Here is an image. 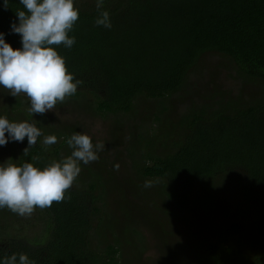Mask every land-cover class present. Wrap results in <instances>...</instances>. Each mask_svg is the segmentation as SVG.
<instances>
[{"label":"trees","instance_id":"1","mask_svg":"<svg viewBox=\"0 0 264 264\" xmlns=\"http://www.w3.org/2000/svg\"><path fill=\"white\" fill-rule=\"evenodd\" d=\"M4 2L0 33L20 49L11 25H18L23 6ZM74 7L79 18L69 37L75 44L53 46L73 82L81 81L65 101L110 120V139L97 161L80 162L64 200L37 208V236L21 234L22 217L0 209V264L12 253L17 264L21 253L34 264L144 262V235L124 227L115 232L114 219L152 231L168 254L164 264H264V0H103L100 11L109 13L111 29L95 25L96 0H74ZM214 58L235 67L242 79L238 94L213 90L207 102L187 98L176 111L173 102L191 94V74ZM23 96L13 97L0 116L27 121ZM43 116L46 127L30 115L43 133L37 144L29 147L25 137L0 146V164L11 158L17 166L43 169L71 155L70 131H82ZM48 135L57 143L45 145ZM227 182L236 186L237 218L215 226L207 220L221 210L214 198ZM170 233L179 242L167 238Z\"/></svg>","mask_w":264,"mask_h":264},{"label":"clouds","instance_id":"2","mask_svg":"<svg viewBox=\"0 0 264 264\" xmlns=\"http://www.w3.org/2000/svg\"><path fill=\"white\" fill-rule=\"evenodd\" d=\"M20 4L24 10L16 11L19 23L12 24L11 31L20 35L22 48L13 49L5 42L4 33H0V86L10 90L13 97L23 93L30 102L31 115L44 114L74 95L81 83L73 82L65 59L53 47L63 45L70 49L75 44V37L70 38L69 32L79 18V9L74 7V0H20ZM7 5L5 0L4 6ZM96 8L99 15L95 25L111 29L109 13L100 11L103 0H96ZM36 125L34 120L10 122L6 116H0V146L10 141L23 142L25 137L29 147L36 145L43 135ZM66 142L72 149L71 155L59 162L52 161L43 169L27 162L17 166L11 158L0 164V209L25 217L37 208L43 210L64 200L65 192L81 172L80 162L87 165L97 161V152L104 148L103 144L94 146L88 135L78 132ZM43 143L53 145L57 137L45 136ZM145 186L151 185L146 182ZM3 264H17V254L5 255ZM18 264L34 262L21 253Z\"/></svg>","mask_w":264,"mask_h":264},{"label":"rangeland","instance_id":"3","mask_svg":"<svg viewBox=\"0 0 264 264\" xmlns=\"http://www.w3.org/2000/svg\"><path fill=\"white\" fill-rule=\"evenodd\" d=\"M80 0H77V2ZM209 63L204 65L202 68L199 67L196 71H194L190 76V83L189 88L191 94L189 96H182V99L178 102H173L175 107L177 106L176 111H183L185 105H188L189 102L185 101V99H194L192 102L196 103H205L208 98V93L211 91H217L220 93L221 90L231 91L232 94H238V89L240 84L242 83V79L237 75L235 67L232 65L231 62L227 61L226 59H209ZM248 92L253 88L252 83L248 82ZM255 89V88H254ZM258 92L257 89L253 93ZM252 93V94H253ZM24 95V94H23ZM23 97H26L25 95ZM13 96L11 95V91L4 89L0 86V111L10 105ZM23 101L26 102L24 99ZM203 101V102H202ZM30 107V102L27 104ZM25 113L27 114L26 120L28 122H32L33 118L31 119L29 112V108H25ZM43 115L51 116L55 118V124L63 125L67 128L69 126H76L77 131H82L83 134L88 135L92 142L97 144H103L105 141H108L110 138V131H111V121L110 120H102L98 118L92 117L87 112L73 107L66 101L63 103L58 102L56 107L52 111H48L44 114H37L36 119H40L41 124L43 126H48V121ZM52 118L48 120H52ZM18 119V118H16ZM20 119V118H19ZM23 121L20 119V122ZM59 122V123H58ZM63 130V128H60ZM74 131H70L73 134ZM75 133V132H74ZM112 153V152H111ZM111 153L109 156H111ZM2 155V154H1ZM113 158V157H112ZM124 157L122 156L121 159ZM5 159V158H4ZM119 166L116 168V166ZM115 168L117 171L122 170V160H118L115 163ZM235 185L231 182H227L225 184V188H219V191L216 192V196L214 198L221 205V210L218 212L217 216H214L216 219L215 221L212 219H208L207 221L210 224H215V226H222L225 222L234 220L237 218V211L233 208L237 203V197L235 195ZM110 215V211H109ZM162 215V214H161ZM40 211L36 209L32 215L22 217L23 220H20L21 225V234L26 235L27 237L33 238V236H37L39 233V229H41L40 224L37 225L41 220H39ZM161 217V216H160ZM9 220V218H8ZM107 222V219L105 223ZM206 220L202 222L205 224ZM1 226V225H0ZM3 227V226H1ZM124 227L127 230L129 229H136L139 234H143L146 238L148 249L144 255V262L140 261H132L134 264H164L163 260L167 259L168 254H163L161 252L160 242L155 239L154 234L152 231H147L143 229V224L138 223V225L133 224L132 226H121L120 222L117 219H114L113 229L115 232H119V228ZM14 229L17 230V224L15 223L10 231V234H14ZM106 229V228H105ZM113 230V231H114ZM176 227L171 230V232L175 233ZM18 231V230H17ZM2 233V231H1ZM125 237H128L130 233L122 232ZM171 241L179 242L177 239L174 240L172 234L167 236ZM36 239V238H35ZM96 240V239H95ZM131 249L127 250L128 252ZM130 260V259H129Z\"/></svg>","mask_w":264,"mask_h":264}]
</instances>
